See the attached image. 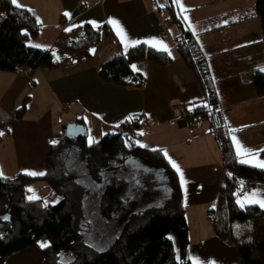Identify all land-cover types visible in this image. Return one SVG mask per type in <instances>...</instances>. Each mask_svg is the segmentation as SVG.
<instances>
[{"label":"crops","instance_id":"1","mask_svg":"<svg viewBox=\"0 0 264 264\" xmlns=\"http://www.w3.org/2000/svg\"><path fill=\"white\" fill-rule=\"evenodd\" d=\"M174 1L185 28L207 60L218 107L237 159L264 169L257 166L264 162L261 155L264 97L257 96L251 82L252 74L264 68V36L255 11L256 0ZM18 3L20 8L36 15L40 36H50L51 46L46 49L52 47L62 32L83 25L97 28L107 24L116 42L110 44L104 39L102 51L94 53L103 43L87 60L57 48L55 60L59 66L41 69L31 81L22 72H0V164L6 161L10 172L2 174L3 177L44 176L47 146L54 141L55 134L65 135L62 124L65 118L90 127V132H94L92 143L107 134L120 133L127 120L142 118L145 123L139 130L137 144L163 150L169 162L180 169L177 173L189 229L191 264H245L236 248L217 238L208 217L218 201L226 171L209 121L195 115L196 108L206 106L207 102L195 74L176 49L180 31L164 9L165 0H18ZM138 44L170 53L172 61L166 65L137 62L135 68L139 71L135 72L144 78L141 88L103 82L99 76L101 65L120 48ZM25 97H30L27 113L16 119L15 112ZM90 132L85 134L88 139ZM241 150L252 155L238 154ZM138 169L160 180L153 182V190L162 182L166 185L163 204L171 192L163 172L143 164ZM36 184H43L45 190L49 188L43 181L31 186ZM241 199L243 206L255 205L264 210L257 202L264 200V186L250 187ZM42 248L30 247L0 259V264H42Z\"/></svg>","mask_w":264,"mask_h":264},{"label":"trees","instance_id":"2","mask_svg":"<svg viewBox=\"0 0 264 264\" xmlns=\"http://www.w3.org/2000/svg\"><path fill=\"white\" fill-rule=\"evenodd\" d=\"M164 9L180 31L176 49L185 65L195 74L203 91L206 106L196 108L195 115L205 118L220 147L225 176L218 201L209 212L217 238L236 248L245 264H264V237L257 235L259 222L264 223V210L258 206H241L242 185L264 186V169L241 163L235 154L229 131L218 107L217 92L207 60L194 36L185 28L174 0H165ZM255 11L264 36V0H256ZM0 72L28 71L59 66L53 50L32 47L29 42L39 39L41 26L36 15L16 7L11 0H0ZM104 39L110 44L115 36L110 27L83 25L62 32L57 47L82 59H91L93 50ZM140 61L166 65L172 61L167 52L157 51L145 44L120 48L99 69L105 83L142 87L144 78L133 66ZM33 79V78H32ZM251 82L257 96L264 97V71L252 74ZM30 97H25L14 117L22 119L27 113ZM130 127L122 125L120 133H110L98 142L89 144L86 135L63 136L47 146L46 172L42 177L18 174L5 178L0 175V259L39 245L47 237L49 244L42 248V264H191L188 258L189 229L183 204V191L177 171L163 150H150L137 144L139 130L145 121ZM134 120V119H130ZM132 133L133 137L129 134ZM264 156V151L261 153ZM84 164L88 176L102 183L104 174L126 168L132 157L145 167L161 170L170 187V196L161 206L132 213L120 234L104 251L89 245L83 235L84 202L90 190L79 180L77 169L70 167V158ZM77 165V164H76ZM1 173V172H0ZM38 181L48 184L51 192L61 199L56 204L29 198V187ZM130 183L113 177L104 188L99 213L103 220H113L125 209ZM171 235L174 236L177 245Z\"/></svg>","mask_w":264,"mask_h":264},{"label":"rangeland","instance_id":"3","mask_svg":"<svg viewBox=\"0 0 264 264\" xmlns=\"http://www.w3.org/2000/svg\"><path fill=\"white\" fill-rule=\"evenodd\" d=\"M1 20V16H0ZM59 34L54 42L52 43V47L49 49H46L51 46L50 42V36L49 35H43L41 34L40 38L35 41L29 42V44L34 48H40V49H46V50H53V54L56 55V49L57 47V41L59 39ZM109 42V40H107ZM96 50L97 55L102 51V49L105 46V41L102 42ZM48 46V47H47ZM112 46V45H111ZM111 48V47H110ZM96 57V56H95ZM94 60H97L94 58ZM65 120H67L65 122ZM65 123V124H64ZM58 123L55 124L56 129L59 125ZM65 127V135L63 136H70V137H78L80 135H85L86 132H90V127H87L83 122H76L71 121L68 118L64 119V122L62 123ZM60 124V126H62ZM93 131L90 132V137L88 139V143L92 144V136ZM140 133V132H139ZM131 137H133V134H129ZM55 139L52 141V143L57 142L61 137L57 134H55ZM138 142V139H136ZM70 167H75L77 170L79 180L90 190L89 197L84 202V208H85V220L83 222V235L85 237L86 242L91 245L95 250L97 251H104L106 250L110 244L113 242V240L120 234L122 227L126 223L128 216L134 212H138L144 209H147L152 206H157L159 204H162V201L165 197V190L166 185L162 182L161 184H158V189L153 190L152 184L153 182H159L160 180L158 178H153L152 175H147L140 171L138 169L139 165L141 163L130 157L126 162V168L125 169H119L112 172H106L104 174V179L102 183H95L91 178L88 176L87 170L84 166V164L80 163L76 158H70ZM5 163H1V172L3 175H8L10 172L8 171L9 166ZM77 164V165H76ZM160 175H163L162 172H160ZM2 175V176H3ZM113 177H119V178H125L130 183L129 192L127 195V201H126V207L124 210H122L113 220L106 221L103 220L99 213V203L101 194L106 187V185L109 183L111 178ZM43 184H36L34 187L31 186L29 188L30 196L29 198L32 200H43L46 204H56L60 201V197L53 194L51 190L44 189L41 186ZM45 185V184H44ZM48 186V184L46 183ZM46 186V187H47ZM242 199L239 198V204H242ZM211 221V220H210ZM256 233L259 235V237H264V223L259 222L256 228ZM171 239L174 240L175 244L176 240L173 235H171ZM48 245L49 240L47 237H44L39 245Z\"/></svg>","mask_w":264,"mask_h":264},{"label":"snow or ice","instance_id":"4","mask_svg":"<svg viewBox=\"0 0 264 264\" xmlns=\"http://www.w3.org/2000/svg\"><path fill=\"white\" fill-rule=\"evenodd\" d=\"M11 2H12V4L13 5H15L16 7H21V5L18 3V0H11ZM177 2H178V0H177ZM67 15V14H66ZM113 23H116L115 21H113ZM138 43V42H137ZM163 50H165V51H167V48H166V46H164V49ZM170 54V53H169ZM133 69L134 70H136V71H139V69H136L135 68V66H133ZM261 71H264V68H261L260 69ZM0 135H2V133H0ZM237 144L239 143L238 141L236 142ZM238 154H240V155H252V153H249L247 150H241V151H238ZM165 155H167L166 153H165ZM171 162V161H170ZM242 163H246V162H248L247 160H242L241 161ZM172 163V166L176 169V171L177 172H180V169H179V167L174 163V162H171ZM257 166H259V167H262V168H264V162H260ZM0 175H2V173H0ZM183 174L181 173V176H182ZM253 196H255L256 194H252ZM260 205H261V207H264V200H259V201H257ZM241 206H243V204H241ZM171 239V238H170ZM42 247H44V246H47V245H44V244H42L41 245Z\"/></svg>","mask_w":264,"mask_h":264},{"label":"built area","instance_id":"5","mask_svg":"<svg viewBox=\"0 0 264 264\" xmlns=\"http://www.w3.org/2000/svg\"><path fill=\"white\" fill-rule=\"evenodd\" d=\"M20 71L21 70H19L18 72H20ZM23 73L25 75H27V77L29 78L30 81L32 80L33 76L30 75L28 71H23ZM126 123H128L130 127H133L135 125H139L141 123V120H139V119L130 120L129 119L126 121ZM241 185H242V188H241L240 194L246 195L248 193L250 187H249L248 183H246V182L241 183Z\"/></svg>","mask_w":264,"mask_h":264}]
</instances>
